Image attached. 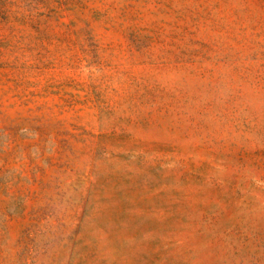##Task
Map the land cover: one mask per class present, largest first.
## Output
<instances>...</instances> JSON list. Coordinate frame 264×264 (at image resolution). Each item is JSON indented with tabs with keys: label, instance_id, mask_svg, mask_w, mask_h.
<instances>
[{
	"label": "rangeland",
	"instance_id": "374dc122",
	"mask_svg": "<svg viewBox=\"0 0 264 264\" xmlns=\"http://www.w3.org/2000/svg\"><path fill=\"white\" fill-rule=\"evenodd\" d=\"M0 264H264V0H0Z\"/></svg>",
	"mask_w": 264,
	"mask_h": 264
}]
</instances>
